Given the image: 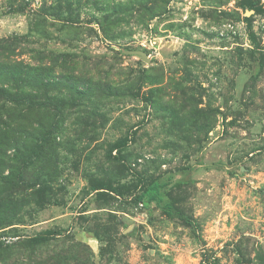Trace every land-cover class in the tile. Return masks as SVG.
Returning <instances> with one entry per match:
<instances>
[{"label":"rangeland","instance_id":"obj_1","mask_svg":"<svg viewBox=\"0 0 264 264\" xmlns=\"http://www.w3.org/2000/svg\"><path fill=\"white\" fill-rule=\"evenodd\" d=\"M0 264H264V0H0Z\"/></svg>","mask_w":264,"mask_h":264},{"label":"trees","instance_id":"obj_2","mask_svg":"<svg viewBox=\"0 0 264 264\" xmlns=\"http://www.w3.org/2000/svg\"><path fill=\"white\" fill-rule=\"evenodd\" d=\"M164 183L159 182V181H153L151 182L146 190L144 191V195L146 196V199L148 201H155V202H160L161 201V196H160V191L163 189ZM47 237L41 236L34 238L33 240L37 242H43L46 240Z\"/></svg>","mask_w":264,"mask_h":264},{"label":"water","instance_id":"obj_3","mask_svg":"<svg viewBox=\"0 0 264 264\" xmlns=\"http://www.w3.org/2000/svg\"><path fill=\"white\" fill-rule=\"evenodd\" d=\"M141 55H142V57H144V58H145V53H141Z\"/></svg>","mask_w":264,"mask_h":264}]
</instances>
